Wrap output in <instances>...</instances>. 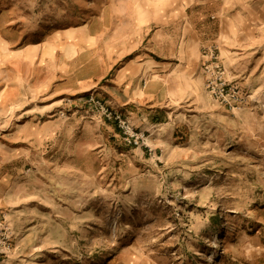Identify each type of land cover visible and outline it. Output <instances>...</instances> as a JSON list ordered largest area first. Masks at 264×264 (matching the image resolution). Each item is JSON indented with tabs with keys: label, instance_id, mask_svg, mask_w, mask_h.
Returning <instances> with one entry per match:
<instances>
[{
	"label": "rangeland",
	"instance_id": "374dc122",
	"mask_svg": "<svg viewBox=\"0 0 264 264\" xmlns=\"http://www.w3.org/2000/svg\"><path fill=\"white\" fill-rule=\"evenodd\" d=\"M0 264H264V0H0Z\"/></svg>",
	"mask_w": 264,
	"mask_h": 264
}]
</instances>
